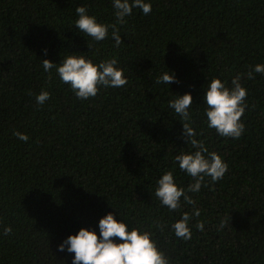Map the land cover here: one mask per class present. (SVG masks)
I'll return each instance as SVG.
<instances>
[{"label": "trees", "instance_id": "trees-1", "mask_svg": "<svg viewBox=\"0 0 264 264\" xmlns=\"http://www.w3.org/2000/svg\"><path fill=\"white\" fill-rule=\"evenodd\" d=\"M145 2L149 14L134 8L118 25L117 47L111 28L97 42L74 24L77 6L98 23H116L112 0H0V264H72L74 253L58 245L80 228L99 237L107 213L152 232L170 264H264V74L246 75L264 65V0ZM67 54L94 64L116 58L127 84L80 100L55 69L50 80L43 69L44 59L59 64ZM167 71L179 82L158 84ZM237 74L247 89L239 139L221 137L204 114L211 79L231 87ZM42 90L50 99L37 105ZM185 93L194 138L228 171L189 193L195 207L181 197V209L169 211L155 197L157 179L171 170L179 187L192 182L174 157L195 149L168 106ZM195 208L191 239L177 238L171 224Z\"/></svg>", "mask_w": 264, "mask_h": 264}, {"label": "clouds", "instance_id": "clouds-1", "mask_svg": "<svg viewBox=\"0 0 264 264\" xmlns=\"http://www.w3.org/2000/svg\"><path fill=\"white\" fill-rule=\"evenodd\" d=\"M116 23L106 25L98 23L96 17L88 15V9L84 6H77L75 12L78 19L74 21L75 27L80 32L99 42L109 36L115 41V46H119L121 35L118 25L126 23V17L132 14L134 8L142 10L147 15L151 12L152 6L145 0H112ZM90 48L91 45H88ZM47 50H45L46 54ZM43 69L51 79V70L55 69L60 80L70 85L75 96L80 100H87L97 96L100 87L119 88L127 84V79L123 75V70L116 67V58L106 59L94 64L83 55L67 54L59 64L44 59ZM253 72L264 74V65L256 64L254 68L247 72L248 79H254ZM243 74H237L231 80V87L226 86L220 79L213 77L204 89V103L206 108L204 114L207 117L209 128H214L221 137H231L239 139L245 125L241 122L247 104V89L241 84ZM174 74L168 71L157 78V83H178ZM29 95H32L30 92ZM50 99V93L41 91L36 95L37 105H43ZM193 105L192 96L185 93L169 101L168 106L174 109L182 123V135L186 136L185 143H190L193 152L183 151L174 157L179 169L184 171L191 181L187 188L179 187L174 180L171 170H166L157 179L155 197L162 206L169 211H179L181 209V197L186 204L195 207V201L189 193H197L202 185L207 187L205 178L210 177L215 183L223 179L228 171V165L215 151H209L202 141L196 140L197 135L191 127V114L188 109ZM13 135L21 141L27 142L29 137L21 132L13 131ZM200 210L195 208L190 215L183 212L181 218L171 224V229L177 238L185 241L191 239L192 231L189 222L193 217H199ZM229 224V217L220 221L219 227L222 229ZM155 226L163 231L164 225L156 222ZM99 237L94 231L80 228L75 235H69L60 245L58 251L74 253L72 264H170L169 258L158 249L156 242L151 238L153 233L142 230L140 227H133L131 230L123 221H117L112 213L105 214L98 222ZM195 227L199 231L204 230V222L197 220ZM12 233L10 226L3 227V235Z\"/></svg>", "mask_w": 264, "mask_h": 264}]
</instances>
